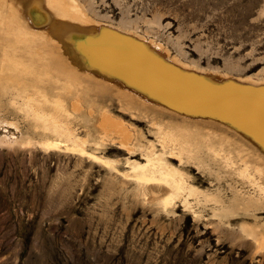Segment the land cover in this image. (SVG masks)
<instances>
[{
    "label": "rangeland",
    "instance_id": "374dc122",
    "mask_svg": "<svg viewBox=\"0 0 264 264\" xmlns=\"http://www.w3.org/2000/svg\"><path fill=\"white\" fill-rule=\"evenodd\" d=\"M21 1L16 7L17 0H0L3 27L16 7L27 26L55 38L95 79L107 75L120 81L97 70L82 50L85 39L110 30L160 45L169 54L160 56L166 63L216 84H264V0H73L86 19L59 25L60 17L47 1L45 21L30 19L36 0ZM47 82L39 85L56 98L61 89ZM10 83H0V264H264L262 162L248 159L242 172L240 159L227 163L204 148L183 158L161 142L160 127L170 126L197 125L202 133L234 139L223 121L172 111L167 102L139 88L141 96L164 109L128 105L110 87L102 95L85 96L79 110L66 98L68 117L57 122L56 130L51 119L38 118L53 114L52 105L36 103L33 88L25 90L26 96L14 87L13 78ZM126 87L131 89L130 82ZM250 95L264 100L262 92ZM92 102L90 116L86 111ZM219 103L256 111L246 99L224 97ZM102 108L131 133L126 144L115 134H104ZM257 123L264 125V116ZM61 125L68 126L69 138ZM253 128L264 133L263 126ZM47 138L61 144L47 147ZM159 164L179 169L183 186L177 188L157 171ZM153 175L155 179L148 178Z\"/></svg>",
    "mask_w": 264,
    "mask_h": 264
},
{
    "label": "bare ground",
    "instance_id": "6f19581e",
    "mask_svg": "<svg viewBox=\"0 0 264 264\" xmlns=\"http://www.w3.org/2000/svg\"><path fill=\"white\" fill-rule=\"evenodd\" d=\"M44 1H47L49 6L51 5V7L55 10H53L54 13H58L60 20H58L57 25L67 21L78 23L86 19V12L84 13V10H82L81 7H79L73 0H36L32 3V8L29 12L30 19L45 21L47 13L43 10V6H45L43 4ZM15 5L17 7V5L20 6L23 5V3L21 0H17ZM15 9L14 12L12 10L11 16L8 13V17L5 20V24L8 27H3L4 20L0 16V44H3V46L0 47L2 55V61L0 64V83L9 84L10 80L13 78L14 87H19L21 92L22 89L24 93L27 89L33 88L38 95V98L35 99L36 103H44V105L51 104L55 110L53 114H48V116L47 114H44L45 116L42 115V113L40 115L38 114V118L46 119L47 117L48 119H51L56 125V130H60L58 129V126L60 125H58L57 122L63 121L65 120V117H68V110L65 104L66 98L70 96L72 106L79 110L82 103L86 99L85 96L90 95L91 92L96 93V95H98V93L102 95L101 92L104 90H110V87H112V90H115L120 98L124 100V103L128 105L141 104L147 105V109H152L154 107H159L162 110L164 109L163 105L158 103L156 105V103H153L154 101L145 99L146 97L141 96L140 93L137 92L138 90H141L152 94L158 100L167 102L168 105L173 108L172 111L184 113L191 112L195 114L204 113L208 114L210 118H213L216 121H223V124L230 128L236 135L234 139H232L224 134L219 135L217 132L207 131L208 133H202L204 131H199L200 128L198 129L197 125L195 126V129H192V127L188 128L186 126L171 128L169 125L170 128L168 130L162 129L160 125L159 127L161 129L160 133L162 138L161 142L164 146H168L172 150V153L178 154L183 158L185 155L193 157L195 154L199 153L198 151H201V149L204 148L209 154H211V156H221L225 159V161H227V163H234L240 159L245 166L242 169V172L247 171L249 167L248 159L251 160L253 158H257L264 166V133L253 128L260 126L264 127V125L257 123L261 122V117L264 116V100L260 97L257 98L250 95L253 93H264V84H242L235 80L216 84L209 79H206L202 74L187 71V69L181 65H179L180 67H175L166 63L160 56L165 58L169 54L167 55L164 53L165 51L163 52L161 50L162 47L160 45L153 42H150L149 45L139 36H134L132 34H120L117 33V31L112 32L110 30H106L98 37L95 36L85 39L83 41V45L86 47L83 46L82 50L89 56V58L96 62L95 66L97 70L104 72L105 74L107 73L108 75L111 74L112 79L117 77L120 81L117 79L108 80L107 75L102 76V78L97 77L95 79L91 75V71L88 72L87 70H82L77 58L72 60V58H70L71 56L60 48V43L55 38L50 35L47 36L43 32H37V30L30 27L31 25L27 26V24L21 20L19 16H17L18 13ZM32 9H34V12ZM29 24L31 23L29 22ZM14 25L15 28L13 27ZM82 40H79V42H82ZM148 46L152 48L151 51ZM73 51L74 50H72V52ZM26 57H30L29 63L26 60ZM19 73H24V75L30 74V77L24 78L23 75V77H21L19 76ZM220 78V76H217V79ZM43 80L55 82L58 86L56 89H61L59 93L57 90L55 91L57 92L56 94L54 93L56 98H51L47 93L48 90L45 92L42 90V85H39L41 84L39 82ZM127 81L130 82L131 89L126 87ZM56 84H54V86ZM137 88L139 89L137 90ZM6 89L8 90V88ZM25 95L27 96V94ZM224 97L249 100L256 111L247 110L245 108L231 109L229 107L222 106L219 102ZM35 101L30 99L25 100V102L30 104H35ZM93 105H95V103L93 104L92 102L91 106H89L86 111L89 112L90 116L92 115L91 109ZM153 110H155V108ZM33 113L36 114V112ZM238 114L245 116L250 123H245L239 118ZM99 118L100 128H102L105 135L110 134L111 136V134H115L116 137L120 138L125 144L129 141L131 133L120 121L121 119L119 120L116 116L109 113V111L104 108L101 109ZM251 125H253V127ZM61 127H63L64 130L62 132L67 134V137L69 138V135L71 134L68 132V126L61 125ZM240 135H242V137L238 138ZM246 139H248V141ZM47 140H50V138H47L46 141ZM60 142L53 139L45 143H47V147L48 145L51 147L57 146ZM261 168L264 173V167ZM156 169L161 174H164L166 178L177 188H181L183 186L182 179L178 178L176 175V172L180 171L179 169L177 171L173 168L168 169L160 164ZM148 178L155 179L156 176L153 175ZM185 188L187 189L186 186Z\"/></svg>",
    "mask_w": 264,
    "mask_h": 264
}]
</instances>
